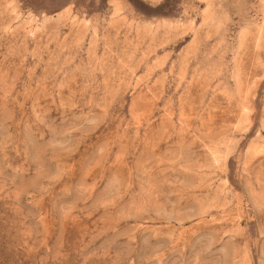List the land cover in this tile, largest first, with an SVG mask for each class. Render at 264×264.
I'll list each match as a JSON object with an SVG mask.
<instances>
[{
	"label": "rangeland",
	"instance_id": "1",
	"mask_svg": "<svg viewBox=\"0 0 264 264\" xmlns=\"http://www.w3.org/2000/svg\"><path fill=\"white\" fill-rule=\"evenodd\" d=\"M0 264H264V0H0Z\"/></svg>",
	"mask_w": 264,
	"mask_h": 264
}]
</instances>
